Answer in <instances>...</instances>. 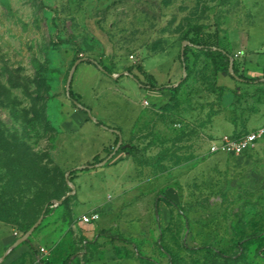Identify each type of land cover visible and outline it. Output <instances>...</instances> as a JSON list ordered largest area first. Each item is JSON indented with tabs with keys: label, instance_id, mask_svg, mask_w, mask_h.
<instances>
[{
	"label": "rangeland",
	"instance_id": "rangeland-1",
	"mask_svg": "<svg viewBox=\"0 0 264 264\" xmlns=\"http://www.w3.org/2000/svg\"><path fill=\"white\" fill-rule=\"evenodd\" d=\"M192 25L264 70V0H0V264H264V78L213 72ZM254 130L240 155L209 151Z\"/></svg>",
	"mask_w": 264,
	"mask_h": 264
},
{
	"label": "trees",
	"instance_id": "trees-1",
	"mask_svg": "<svg viewBox=\"0 0 264 264\" xmlns=\"http://www.w3.org/2000/svg\"><path fill=\"white\" fill-rule=\"evenodd\" d=\"M181 39L183 40V42H186L185 46H192L194 48H197L210 60L212 64L213 72L219 71L223 74L230 76L234 80L242 83L259 84L262 82V78H264V70L261 72V74H257L256 72L254 74V72H250L249 70L246 69L244 72V68L241 67V64L239 63L238 59L233 57V55L231 54L230 43L228 38L226 37L225 33H223V31L220 30L219 28L214 26L192 25L189 26L183 32ZM185 54L186 52L184 50V58H185ZM81 62H86L88 64H92L94 66L99 67V65L95 61L89 58H83L81 59ZM135 68L140 74L149 78L146 71L143 69L141 65H138ZM229 68L232 69L234 75H231L229 73ZM101 69L109 73V70L106 67H101ZM132 69L133 68H129L128 72L130 73ZM133 78L138 83L143 85V83L137 77V75H133ZM67 95L75 108L79 109L85 114H88L89 109L87 105H85L80 101L79 94L74 92L71 86ZM96 124L104 126L107 130L112 131L114 134L120 132V129L118 127L104 125L100 121H96ZM117 142H118V136L116 135L114 139V145H117ZM102 150L106 151L107 149L103 148ZM118 151L127 153L129 155H133L136 151V148L134 146H126L121 143L117 147L116 152ZM108 161L109 160L107 159L99 158V155L95 154L90 162H87L80 169L71 170V173L75 174V172L78 171L95 169L94 164L99 163L102 164L101 166H104L108 163ZM103 162H105V164H103ZM44 214H47V209L44 210ZM98 236L110 237V236H106L105 230H101L98 233ZM110 238L116 239L115 237H110Z\"/></svg>",
	"mask_w": 264,
	"mask_h": 264
},
{
	"label": "built area",
	"instance_id": "built-area-1",
	"mask_svg": "<svg viewBox=\"0 0 264 264\" xmlns=\"http://www.w3.org/2000/svg\"><path fill=\"white\" fill-rule=\"evenodd\" d=\"M147 105V101L143 102ZM261 134L260 130L249 131L239 137L220 136L216 141L209 145L210 152H225L233 155H240L248 150L259 138ZM99 218L97 211H91L90 213L83 214L81 220L84 223H91Z\"/></svg>",
	"mask_w": 264,
	"mask_h": 264
},
{
	"label": "water",
	"instance_id": "water-1",
	"mask_svg": "<svg viewBox=\"0 0 264 264\" xmlns=\"http://www.w3.org/2000/svg\"><path fill=\"white\" fill-rule=\"evenodd\" d=\"M183 45H186V42H183ZM75 68H76V64L73 65L72 69L70 70V72H69V74H68V78H67V81H66V91H67V94H68V91H69L70 86H71L72 75H73V72H74ZM229 73H230L231 75H234V73H233V71H232L231 68H229ZM88 114H89V111H88ZM121 143H122V136H121V134H119V136H118V142H117L116 148H117ZM41 219H42V217H40V219H39L38 222L34 225V227L37 226V225L41 222ZM34 227L31 228V229H30V230H29V231H28V232H27L22 238H20L19 240H17V241H16V242H15V243L9 248V250L12 249V248H14V247H16L18 244L22 243L23 241H25V240L27 239V237L29 236V234L33 232ZM5 255H6V253L2 256V258H1L0 260H2V259L5 257Z\"/></svg>",
	"mask_w": 264,
	"mask_h": 264
},
{
	"label": "crops",
	"instance_id": "crops-1",
	"mask_svg": "<svg viewBox=\"0 0 264 264\" xmlns=\"http://www.w3.org/2000/svg\"><path fill=\"white\" fill-rule=\"evenodd\" d=\"M229 43H230V42H229ZM230 48H231V45H230ZM111 132H112V131H111ZM83 196H84V195H83ZM91 211H95V210H91ZM91 211H90V212H91ZM90 212H89V213H90Z\"/></svg>",
	"mask_w": 264,
	"mask_h": 264
}]
</instances>
